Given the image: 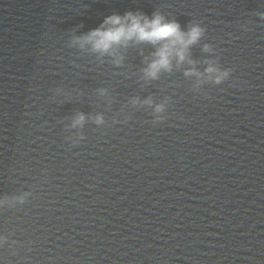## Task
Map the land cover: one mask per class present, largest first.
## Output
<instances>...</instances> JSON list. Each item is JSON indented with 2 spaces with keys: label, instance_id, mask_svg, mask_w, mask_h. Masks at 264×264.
<instances>
[{
  "label": "water",
  "instance_id": "obj_1",
  "mask_svg": "<svg viewBox=\"0 0 264 264\" xmlns=\"http://www.w3.org/2000/svg\"><path fill=\"white\" fill-rule=\"evenodd\" d=\"M127 11L200 23L195 67L210 58L231 77L196 88L184 64L149 81L152 45L116 49L117 66L72 44ZM262 12L264 0H0V264H264Z\"/></svg>",
  "mask_w": 264,
  "mask_h": 264
},
{
  "label": "clouds",
  "instance_id": "obj_2",
  "mask_svg": "<svg viewBox=\"0 0 264 264\" xmlns=\"http://www.w3.org/2000/svg\"><path fill=\"white\" fill-rule=\"evenodd\" d=\"M257 15L264 19V12ZM205 32V28L198 22H189L185 30L176 19H169L160 11H154L150 16L142 11H127L123 14L114 12L106 16L99 27L74 36L72 44L80 49L87 47L101 56H114L116 58L113 62L117 66L121 65L123 57L116 56V49L127 48L133 43L149 44L154 46L155 51L147 66L142 69L145 80H157L162 73H171L174 65L178 68L188 64L191 67L184 71V75L197 77L194 87L199 88L205 82L202 77L219 86L231 77L233 69L221 67L217 61L209 58L204 61L207 65L204 71L200 72L195 67L196 61L191 58V49L201 43ZM201 50L205 53L213 51L209 43H204ZM101 94H104V90H101ZM143 103L151 106L153 101L148 98ZM164 111V103L155 105V113ZM85 119L84 114H78L73 126L82 125ZM161 119L160 116L156 117L157 122ZM95 122L102 124L103 117L96 116Z\"/></svg>",
  "mask_w": 264,
  "mask_h": 264
}]
</instances>
